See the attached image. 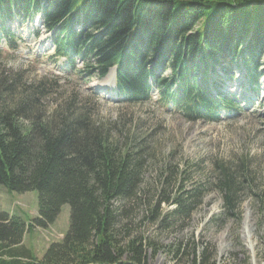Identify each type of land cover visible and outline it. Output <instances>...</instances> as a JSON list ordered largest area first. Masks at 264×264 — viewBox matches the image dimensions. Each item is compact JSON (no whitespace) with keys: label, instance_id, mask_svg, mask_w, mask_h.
Returning a JSON list of instances; mask_svg holds the SVG:
<instances>
[{"label":"trees","instance_id":"1","mask_svg":"<svg viewBox=\"0 0 264 264\" xmlns=\"http://www.w3.org/2000/svg\"><path fill=\"white\" fill-rule=\"evenodd\" d=\"M13 15L24 21L40 17L66 69L78 59L79 73L101 79L115 68V92L124 103H146L156 91L162 108L188 122L216 123L222 112L237 110L222 89L235 80L231 67L245 72L249 86L264 76V67L258 74L264 0H0V19ZM3 39L11 36L6 32ZM1 85L0 186L9 193L34 192L37 212L25 220L0 211V264H146L145 249L154 253V247L141 237L118 242L112 208L115 201L138 199L143 148L120 149L109 129L85 112L44 118L30 95L7 104L12 86L3 78ZM216 189L225 214L236 218L244 186L224 173ZM205 191L199 184L180 188L164 201L174 209L159 225L189 219ZM64 205L67 233L34 259L21 245L24 234L47 229ZM159 216L155 212L149 220Z\"/></svg>","mask_w":264,"mask_h":264},{"label":"rangeland","instance_id":"2","mask_svg":"<svg viewBox=\"0 0 264 264\" xmlns=\"http://www.w3.org/2000/svg\"><path fill=\"white\" fill-rule=\"evenodd\" d=\"M6 32L9 42L3 39ZM52 44L38 17L0 19V78L12 86L6 101L12 105L30 95L44 118L85 112L109 129L120 149L143 148L138 199L112 205L118 242L124 245L141 237L152 245L156 252L145 249L146 264H191L193 253L197 264L204 257L206 264H264V76L260 74L264 58L257 86L245 84L237 67L229 69L235 82L222 89L235 99L236 113L224 111L216 123L188 122L154 100L123 103L107 77L99 80L79 73L82 61L75 60L73 70L62 66ZM224 173L244 186L237 196L236 218L225 214L216 189ZM197 184L207 191L189 219L161 227L159 221L174 209L164 201L180 188L189 190ZM0 211L30 220L37 212L36 194L9 193L0 186ZM155 212L160 216L149 220ZM68 226L69 207L64 205L51 226L27 232L21 245L40 260L50 244L61 242Z\"/></svg>","mask_w":264,"mask_h":264},{"label":"bare ground","instance_id":"3","mask_svg":"<svg viewBox=\"0 0 264 264\" xmlns=\"http://www.w3.org/2000/svg\"><path fill=\"white\" fill-rule=\"evenodd\" d=\"M106 81L111 82V84H112V82H113V71L109 72Z\"/></svg>","mask_w":264,"mask_h":264}]
</instances>
